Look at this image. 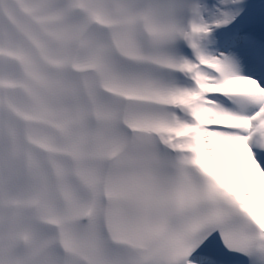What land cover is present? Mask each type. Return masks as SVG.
<instances>
[{
  "label": "snow or ice",
  "instance_id": "6c2138e0",
  "mask_svg": "<svg viewBox=\"0 0 264 264\" xmlns=\"http://www.w3.org/2000/svg\"><path fill=\"white\" fill-rule=\"evenodd\" d=\"M0 264H264V0H0Z\"/></svg>",
  "mask_w": 264,
  "mask_h": 264
}]
</instances>
